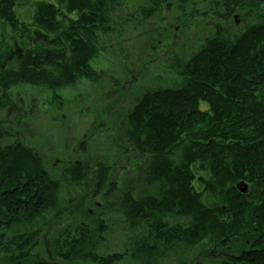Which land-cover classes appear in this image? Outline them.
Listing matches in <instances>:
<instances>
[{
    "label": "trees",
    "instance_id": "obj_1",
    "mask_svg": "<svg viewBox=\"0 0 264 264\" xmlns=\"http://www.w3.org/2000/svg\"><path fill=\"white\" fill-rule=\"evenodd\" d=\"M263 4L0 0V21L26 37L0 53V264H264ZM165 6L180 31L164 47ZM125 34L142 62L118 79L94 70ZM150 57L178 78L147 73ZM81 79L109 99L57 171L27 142L36 101L11 90L54 95Z\"/></svg>",
    "mask_w": 264,
    "mask_h": 264
},
{
    "label": "rangeland",
    "instance_id": "obj_2",
    "mask_svg": "<svg viewBox=\"0 0 264 264\" xmlns=\"http://www.w3.org/2000/svg\"><path fill=\"white\" fill-rule=\"evenodd\" d=\"M167 6L163 7L162 26L166 28L167 34L169 36L168 41L164 43L165 46H171L172 32L180 31L177 15L173 10L167 9ZM262 12L264 13V4L261 5ZM28 8L24 10L27 12ZM243 19L238 18V22H242ZM205 18H199L197 21L194 19L191 22L196 24H201L205 22ZM190 22V23H191ZM156 21L148 23V25H154ZM195 27V25H193ZM149 28V27H148ZM14 42H26V37H24L23 32L13 31L11 27L7 26L4 22L0 21V53L6 52L12 48V43ZM131 37L129 34H125L122 37H113L107 39L104 48L108 49V54L101 53V55L94 61L93 69L97 72H105L108 77H115L118 79L119 73L123 68L134 67L136 64L142 62L145 53H142L143 48L141 44H133L137 49L130 51ZM123 50V52H122ZM128 56V59H123L121 62V57ZM120 59V60H119ZM153 62L152 57L144 60V66L147 73L161 74L166 79H177V75L166 69H158L159 66ZM137 67V66H136ZM93 71H91L92 73ZM111 79V78H110ZM121 80V79H120ZM120 87L127 90L130 86L129 81H121ZM139 85V84H138ZM102 91L99 85H91L87 79H81L79 84L74 89H65L51 95V93L41 90L35 87H31L30 84L20 85L16 89L11 90V95L14 101L17 99H22L26 103H32L36 101L37 108V128L34 130L35 139L28 144L36 148L37 146L42 147L41 152L47 163L52 166L54 170L60 171L61 168L69 162L74 155L75 150L78 149L80 143L84 139H88L93 133L95 119L98 118V113L102 116L103 111L98 110L103 106V102L108 97H102ZM104 99V100H103ZM101 102V103H100ZM100 103V104H98ZM98 108V109H97ZM97 109V110H96ZM100 111V112H99ZM98 115V116H100ZM104 121L102 122V124ZM101 124V125H102ZM97 125V124H96ZM135 167V163L131 164L130 168ZM129 168V167H128ZM127 169L126 172L130 171ZM126 172L125 175H126ZM124 173L120 175L118 181L121 182L124 179ZM68 192H73V190H68ZM103 197L97 199L98 203L102 202ZM93 207H90L92 209ZM89 209V212L91 211ZM95 216L98 212H94ZM88 220L86 219V221ZM49 228L52 226H48ZM58 227L55 223L51 229ZM115 243L114 236L111 238ZM117 242V241H116ZM118 246V245H117ZM117 246H114L117 247ZM120 248V247H119Z\"/></svg>",
    "mask_w": 264,
    "mask_h": 264
},
{
    "label": "water",
    "instance_id": "obj_3",
    "mask_svg": "<svg viewBox=\"0 0 264 264\" xmlns=\"http://www.w3.org/2000/svg\"><path fill=\"white\" fill-rule=\"evenodd\" d=\"M237 188L240 191V193H242L244 195L247 194L249 192V189H250L249 185L246 182H244V181L238 183Z\"/></svg>",
    "mask_w": 264,
    "mask_h": 264
}]
</instances>
